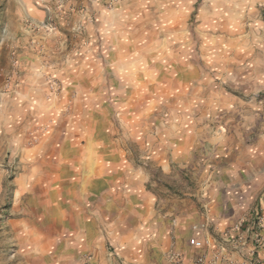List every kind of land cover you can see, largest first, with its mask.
<instances>
[{
  "label": "rangeland",
  "instance_id": "obj_1",
  "mask_svg": "<svg viewBox=\"0 0 264 264\" xmlns=\"http://www.w3.org/2000/svg\"><path fill=\"white\" fill-rule=\"evenodd\" d=\"M127 169L264 209V0H0V264H85Z\"/></svg>",
  "mask_w": 264,
  "mask_h": 264
},
{
  "label": "crops",
  "instance_id": "obj_2",
  "mask_svg": "<svg viewBox=\"0 0 264 264\" xmlns=\"http://www.w3.org/2000/svg\"><path fill=\"white\" fill-rule=\"evenodd\" d=\"M119 159L120 157L115 158ZM116 164H120V161ZM258 168L262 170L256 163H252V167L243 163L238 176L242 182L247 183L251 176H256ZM221 169L226 172L225 168ZM127 170L129 171H117L113 175L116 179L122 177V186L99 191L105 204L101 203L100 219L94 220L93 225L103 230L99 233L95 230L91 239L86 238L82 251L87 252L89 258L85 264H174L169 259L171 250L181 253L183 264H195L198 251L187 245V237L197 234L219 244L222 242L216 241L220 239L219 234L235 224L238 210H225L220 197L223 193L231 195L237 190L244 191L240 186L242 182L233 189L221 187L218 185L219 181L210 185L198 183L196 186L184 187L179 195L166 191L159 195L146 189L143 184L144 174L136 176L137 172ZM224 175L225 173L219 172V177ZM74 179H77L74 182L79 183L78 177ZM225 180L226 178L222 179V182ZM245 193L243 192L244 195L247 194ZM155 201H158L157 205ZM261 213L264 225V209ZM204 216L208 218V231L192 232L190 225L203 220ZM249 220L250 217L243 220L242 230H245ZM239 235L242 238L249 237L246 231ZM108 248L112 250L109 251ZM258 252L260 264H264V248ZM230 256L239 258L237 252L230 251Z\"/></svg>",
  "mask_w": 264,
  "mask_h": 264
},
{
  "label": "built area",
  "instance_id": "obj_3",
  "mask_svg": "<svg viewBox=\"0 0 264 264\" xmlns=\"http://www.w3.org/2000/svg\"><path fill=\"white\" fill-rule=\"evenodd\" d=\"M208 218L204 216L203 220L192 223L190 229L192 232L203 233L208 231ZM244 221L236 222L232 227L223 230L214 244L211 240L199 237L197 234H191L187 237V245L195 251V264H260L259 250L264 248L263 233V216L260 209H253L251 217L245 230L241 229ZM246 231L249 237L239 235L242 231ZM250 238V240H249ZM231 252H237L239 258L231 257ZM169 259L174 264H183L180 252L171 250Z\"/></svg>",
  "mask_w": 264,
  "mask_h": 264
},
{
  "label": "bare ground",
  "instance_id": "obj_4",
  "mask_svg": "<svg viewBox=\"0 0 264 264\" xmlns=\"http://www.w3.org/2000/svg\"><path fill=\"white\" fill-rule=\"evenodd\" d=\"M78 179H79V178H78ZM36 180H37V179H36ZM39 181H41V180H39ZM74 181H77V179H73V180H72V183H73ZM36 182H38V181H36Z\"/></svg>",
  "mask_w": 264,
  "mask_h": 264
}]
</instances>
